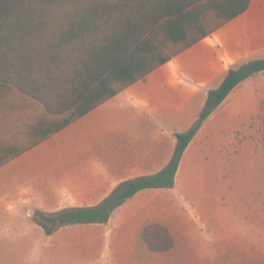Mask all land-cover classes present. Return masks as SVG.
Here are the masks:
<instances>
[{
  "label": "trees",
  "instance_id": "trees-1",
  "mask_svg": "<svg viewBox=\"0 0 264 264\" xmlns=\"http://www.w3.org/2000/svg\"><path fill=\"white\" fill-rule=\"evenodd\" d=\"M250 0H0V167L41 144L143 79L248 7ZM80 2L84 3L82 6ZM68 7L49 20L50 8ZM264 70V58L230 69L207 93L206 119L242 81ZM199 129L176 133L168 164L120 183L98 205L35 211L46 235L106 223L146 189L171 188L183 153ZM140 241L152 252L174 245L168 228L146 222Z\"/></svg>",
  "mask_w": 264,
  "mask_h": 264
},
{
  "label": "rangeland",
  "instance_id": "rangeland-1",
  "mask_svg": "<svg viewBox=\"0 0 264 264\" xmlns=\"http://www.w3.org/2000/svg\"><path fill=\"white\" fill-rule=\"evenodd\" d=\"M52 7L47 19L55 21L68 9ZM253 75L201 120L203 106L188 129L199 122L173 187L134 196L106 223L60 228L52 234V245L38 224L22 218L19 237L6 240L0 259L20 264H264V76ZM146 222L168 228L174 239L170 250L152 252L140 241Z\"/></svg>",
  "mask_w": 264,
  "mask_h": 264
},
{
  "label": "crops",
  "instance_id": "crops-1",
  "mask_svg": "<svg viewBox=\"0 0 264 264\" xmlns=\"http://www.w3.org/2000/svg\"><path fill=\"white\" fill-rule=\"evenodd\" d=\"M262 58L264 0H250L211 34L0 167V248L19 237L22 218L35 223L37 210L93 206L120 183L162 170L173 155L175 134L193 125L208 91L230 69ZM46 236L52 245L53 235Z\"/></svg>",
  "mask_w": 264,
  "mask_h": 264
}]
</instances>
